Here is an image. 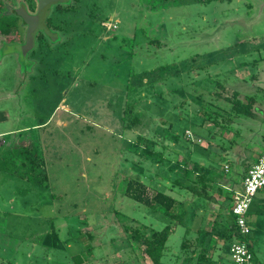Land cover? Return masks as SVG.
<instances>
[{
  "label": "rangeland",
  "instance_id": "rangeland-1",
  "mask_svg": "<svg viewBox=\"0 0 264 264\" xmlns=\"http://www.w3.org/2000/svg\"><path fill=\"white\" fill-rule=\"evenodd\" d=\"M35 1L0 0L7 12ZM84 2L62 16L57 43L37 41L28 71L20 45L0 49V264H151L130 230L170 221L125 196L136 180L149 196L177 202L162 264H232L225 254L234 239L209 247L196 234L182 252L181 223L196 217L194 228L204 215L196 228L217 234L228 177L264 154V0ZM24 30L10 37L22 42ZM234 94L254 98V118L234 115ZM133 115L140 123L128 127ZM24 136L45 161L44 185L21 179L15 163L6 168ZM146 146L162 155L148 156ZM207 168V197L196 196L187 187L200 191ZM247 221L264 264V204L249 208Z\"/></svg>",
  "mask_w": 264,
  "mask_h": 264
},
{
  "label": "trees",
  "instance_id": "trees-1",
  "mask_svg": "<svg viewBox=\"0 0 264 264\" xmlns=\"http://www.w3.org/2000/svg\"><path fill=\"white\" fill-rule=\"evenodd\" d=\"M19 21L20 18L18 14H16V11L7 12L2 5V2H0V36H7L6 44H16L14 38H11L10 35L12 33H18ZM19 56H23L22 51L19 53ZM29 65H31V62H29L28 66L25 67L28 68L27 71L29 70ZM236 96L237 95L234 94L233 98L228 100L231 104V109L234 112V115L246 118H254V112L252 111L254 98L251 97L248 99L247 103H243ZM124 113H130V109L126 107ZM139 123L140 121L138 120V116L133 115L132 119L129 120L128 127L136 126ZM173 139L177 141L176 136H174ZM150 143L152 146L153 142ZM145 152L150 157H158L162 155L160 151H155L152 147L149 149L148 146H146ZM11 156L12 157L8 159L6 168L11 162L12 165L15 163V166L18 167L16 173L21 179L34 182L38 185L45 184L47 180L45 175V161L39 157L37 151L32 146L31 140L27 136H24L21 140H18L17 144L12 147ZM197 179L198 182L202 184L201 190L199 191L195 186L187 187V189L196 196L207 197V189L210 187L211 182L213 181L212 178L205 172L201 171V173L197 175ZM147 189L148 187L143 181H128L125 188V196L148 209L162 212L165 218H169L170 222H168V224L160 231H156L155 229L150 228L149 225L143 224L140 227L130 230V238L142 248V254L144 258L148 259L151 264H162L161 260L165 250V244L173 232L172 222H180L181 216L180 214L173 212L177 202L172 196L161 191H157L153 196H149ZM231 200L232 198H230V201ZM224 227L226 228H223L222 231H218L217 233L219 238H222L225 241L231 239L235 240L234 218L231 212L230 218L228 219V226L224 225ZM149 231L150 234H148ZM186 232L188 233V230H185V233ZM188 239L190 238L185 237L184 241L182 242V252L188 253L187 250L190 249L192 243L191 239ZM204 250H206V248H204Z\"/></svg>",
  "mask_w": 264,
  "mask_h": 264
},
{
  "label": "built area",
  "instance_id": "built-area-1",
  "mask_svg": "<svg viewBox=\"0 0 264 264\" xmlns=\"http://www.w3.org/2000/svg\"><path fill=\"white\" fill-rule=\"evenodd\" d=\"M264 188V154L247 170L240 186L232 193L230 212L234 218L235 242L230 248L232 264H257L251 251V227L247 221L250 205L260 189Z\"/></svg>",
  "mask_w": 264,
  "mask_h": 264
},
{
  "label": "crops",
  "instance_id": "crops-1",
  "mask_svg": "<svg viewBox=\"0 0 264 264\" xmlns=\"http://www.w3.org/2000/svg\"><path fill=\"white\" fill-rule=\"evenodd\" d=\"M261 112H260V114L261 115H263V117H264V108L262 109V110H260ZM38 125L37 124H34L33 126H32V129H34V128H36ZM27 128H25L24 130H26ZM22 131H23V129H21ZM21 130H15L16 132H14V131H10V133H13V134H19V133H22L21 132ZM0 135H3V133L2 134H0ZM212 170L213 168H207V170L206 169H204V170H202L203 172H205L208 176H210V173H209V171L210 170ZM240 167H238V168H236L235 169V171H237V172H241L240 170ZM229 170H228V168L225 170V172L227 173ZM244 173H245V171L242 173V175L240 176V177H238V176H236L235 175V173L234 172H232V175L230 176V177H228L229 179H235V180H233L234 182H231V180L229 181V184H230V186H232V193H233V191L234 190H237L238 188H239V186H240V181L242 180V176L244 175ZM225 175V174H224ZM211 177V176H210ZM219 180V179H218ZM220 181V180H219ZM240 182V183H239ZM225 188V187H224ZM227 188V187H226ZM228 189V188H227ZM226 191H228V190H226ZM231 196V198H232V194L230 195ZM263 197H264V192H262V193H260L259 195H257V196H255V198H254V200H253V207H252V205L250 206V209H252L253 210V212H255L256 211V209H257V206L258 205H260V206H262V204H264V199H263ZM230 206H231V201L229 202V208H228V215H223V216H220V218H219V222H218V227H219V229H221V230H219V231H222L223 230V228H225L224 227V225H227L228 226V219L230 218ZM252 207V208H251ZM195 219H196V217L194 218H190L189 217V215H186L185 216V221H182V223L181 224H184V227H185V230H188V233L186 232L185 233V235H186V237H188V238H190V237H193V236H195L196 234H198V236H197V238H198V241L201 243L202 242V244H204V245H208L209 247H211L212 245H216V242L218 241V238H219V236L217 235V234H215L214 232H211V230H210V232H209V230H202L203 229V226H202V228H200L199 230L196 228L197 226H201L202 224H204L205 223V217H204V215H202V216H200V217H198V223L197 224H195V226L196 227H194L193 228V225H194V222H195ZM252 231V230H251ZM233 233V232H232ZM251 234V233H250ZM223 241H224V239H222ZM204 241V242H203ZM220 241V240H219ZM249 242H250V244H251V247H253V241L251 240V238L249 237ZM223 244H221V245H224V242H222ZM219 246V243H217V247ZM230 248H231V246H230ZM230 248H229V251L228 252H226V254L225 255H227L228 254V258H230ZM211 250V249H210ZM254 257H255V261L257 262V258H256V256L254 255ZM258 263V262H257Z\"/></svg>",
  "mask_w": 264,
  "mask_h": 264
},
{
  "label": "flooded vegetation",
  "instance_id": "flooded-vegetation-1",
  "mask_svg": "<svg viewBox=\"0 0 264 264\" xmlns=\"http://www.w3.org/2000/svg\"><path fill=\"white\" fill-rule=\"evenodd\" d=\"M81 1H85L84 2V7H86L87 5L90 4V3L86 2V0H66L65 2H62V3H58L56 5H53L51 7L50 15L46 19V21H45V25H46V27L48 28V30L50 32L56 34V37H55L54 41H52L45 34V32L39 31L35 35V46H36L37 41L40 38H42V39L45 38L49 43H52V44L57 43L61 39L60 34L66 30V28H65V26L63 24L64 21L62 19V16H65L66 14H72V16L75 15L78 12L77 9H79L82 6V4H80ZM37 6H38V0L35 1V7H33V8H30L28 5H26L23 2V3H19L18 6L12 8V10H10V12L11 11H16V14H18V16H19L18 11L21 10V8L23 7L24 8L23 10H25V12H27L28 14H34L37 11ZM53 14H55V17H53ZM19 18H20V21L18 22V25L21 24L25 28V30H24V38H23L22 42L17 41L16 44H19L22 47V44L25 42V38H26L27 25L23 22V20L21 19L20 16H19ZM7 44H6V42H4L3 44L1 43L0 44V49L4 45L6 46ZM33 49H31L26 54V59L28 60V63L30 62V60L28 59V56L31 54V52L33 51ZM22 55H23V53H22ZM28 63H27V65H28ZM31 66H32V62H31V65H29V68Z\"/></svg>",
  "mask_w": 264,
  "mask_h": 264
},
{
  "label": "water",
  "instance_id": "water-1",
  "mask_svg": "<svg viewBox=\"0 0 264 264\" xmlns=\"http://www.w3.org/2000/svg\"><path fill=\"white\" fill-rule=\"evenodd\" d=\"M66 0H38L37 11L34 14H28L23 10L18 11L19 16L23 22L27 25V32L25 42L22 44V53L26 57V54L35 47V35L39 31L45 32V34L54 41L56 34L50 32L45 25L46 19L49 17L51 7L58 3L65 2Z\"/></svg>",
  "mask_w": 264,
  "mask_h": 264
}]
</instances>
